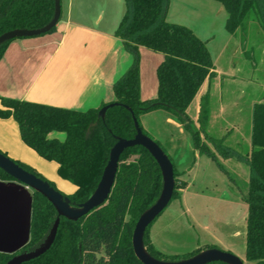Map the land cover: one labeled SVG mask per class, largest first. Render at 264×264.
I'll use <instances>...</instances> for the list:
<instances>
[{"label": "trees", "instance_id": "1", "mask_svg": "<svg viewBox=\"0 0 264 264\" xmlns=\"http://www.w3.org/2000/svg\"><path fill=\"white\" fill-rule=\"evenodd\" d=\"M216 1L227 11L225 27L229 33L244 30L250 17L258 20L264 29V0ZM124 3L125 11L115 34L132 54L133 61L114 83L113 102L119 104L107 110L105 119L99 117V111L110 102L87 110H75L12 97H0V118L13 117L19 125L22 140L45 159L58 163L60 176L76 186L72 194H64L78 205L97 188L117 138L135 136L132 113L139 120L143 112L156 108L170 110L191 132L194 147L201 154L216 159L211 143L223 156L236 154L246 161L249 167L248 190L244 196L248 203L246 254L256 264H264V101L254 105L249 156L219 144L205 132L202 124L196 127L187 113L215 68L207 41L189 26L168 21L170 0H124ZM54 13L55 0H0V35L16 28H40L53 18ZM55 29L56 26L48 33ZM13 40L0 46V60ZM141 46L164 55L157 67L158 91L154 98L141 97ZM199 119L202 123V114ZM140 125L148 134L141 122ZM53 132H64L66 137L64 140L51 137ZM133 155L137 157L127 162ZM16 162L46 180L23 162ZM174 168L176 188L173 198L180 197L181 189L186 186L175 163ZM0 179L12 180L1 169ZM51 185L55 187L53 183ZM162 188V171L152 154L141 145L126 149L107 202L78 221L61 217L52 247L40 257L22 264H143L134 252L133 233L139 217L156 202ZM57 216L53 204L41 193L34 192L30 241L16 253L0 252V264H6L16 254L39 247ZM148 229L145 245L158 259L179 260L205 249H198L186 257H167L153 245Z\"/></svg>", "mask_w": 264, "mask_h": 264}, {"label": "rangeland", "instance_id": "2", "mask_svg": "<svg viewBox=\"0 0 264 264\" xmlns=\"http://www.w3.org/2000/svg\"><path fill=\"white\" fill-rule=\"evenodd\" d=\"M63 1L65 15L67 1ZM97 1H103L99 5L105 8L103 13L106 18L110 12L108 2L106 1V4L104 0ZM170 1L168 21L189 26L199 34L201 27L211 30L215 34V40L211 42L210 49L216 63L229 72L233 70L231 75L237 74L233 81L230 77L224 84L226 112L230 113L229 127L233 130L227 142L211 137L219 144L249 156L252 149L254 105L264 100V29L258 20L250 17L245 29H239L232 35L224 27L227 11L220 2ZM114 2L116 10L123 13L124 1ZM161 55L149 48L145 52L140 50V87L145 91H149L151 84L155 83ZM231 62L235 66H232ZM231 81L233 86L229 88ZM155 110L157 108L141 113L139 120L148 135L158 141L170 155V146L165 142L164 136L161 137L160 132L168 133L163 122L165 113L163 109ZM50 136L60 140L66 137L64 132H53ZM201 137L205 140L203 135ZM20 140L26 144L21 139L19 126L14 119L10 124L8 122L0 125L1 152L15 161L23 162L63 193L68 195L75 191L76 186L60 176L56 161L45 159L28 145L24 147L19 143ZM209 145L216 153V159L202 154L200 161L191 156L186 163L176 164L181 173L180 177L186 182V186L181 189V195L182 191H185L186 202L182 201L181 196L174 197L149 226L148 236L157 242L156 248L167 257H186L198 249L215 247L234 253L244 264H256L255 261L249 260L246 254L248 203L244 196L248 190L249 167L238 155L225 157L216 151L214 145ZM136 157L137 155L131 156L127 162H132Z\"/></svg>", "mask_w": 264, "mask_h": 264}, {"label": "crops", "instance_id": "3", "mask_svg": "<svg viewBox=\"0 0 264 264\" xmlns=\"http://www.w3.org/2000/svg\"><path fill=\"white\" fill-rule=\"evenodd\" d=\"M66 1V14L62 0V15L54 31L40 36L17 38L8 44L0 60V97L25 99L75 110H87L115 100L114 83L133 61L132 54L115 34L125 9L123 13L117 11L115 0H104L108 2L106 4L110 11L105 18V8L99 5L103 1ZM169 13L170 6L167 19ZM193 30L207 41L215 68L213 74L204 81L187 113L196 127L202 124L207 134L227 142L233 129L229 127L230 113L226 112L224 84L230 77L233 81L237 74L231 75L233 70L229 72L216 63L210 49L215 34L204 27L200 28L202 35ZM147 49L140 47L142 52ZM163 58L162 54L159 64ZM231 64L235 66L233 62ZM232 81L229 82L231 84L227 83L229 88L233 86ZM157 91L158 77L149 91L141 88V96L143 99L154 98ZM158 109H163L165 113L163 122L168 133L160 132L170 146L169 154L175 165L188 161L191 156L200 161L203 155L195 149L192 135L184 124L170 110L157 108L155 111H160ZM201 114L202 123L199 121ZM13 119L0 118V125L10 124ZM19 143L24 147L27 145L21 140ZM181 198L186 202L185 191H182ZM151 241L155 247L158 246L154 239Z\"/></svg>", "mask_w": 264, "mask_h": 264}, {"label": "water", "instance_id": "4", "mask_svg": "<svg viewBox=\"0 0 264 264\" xmlns=\"http://www.w3.org/2000/svg\"><path fill=\"white\" fill-rule=\"evenodd\" d=\"M61 15L62 0H55L54 16L46 25L34 29L16 28L6 31L0 35V46L13 39L48 33L57 26ZM118 104V102H110L103 106L99 111V117L105 119L107 110ZM132 114L136 128L135 136L130 139L117 138L97 188L85 202L78 205H74L68 196L56 189L48 180L28 171L0 151V169L12 178L9 181L0 179V252L13 254L29 243L34 192L44 195L58 213L49 235L39 247L30 252L16 254L6 264H22L46 253L56 240L61 217L78 221L105 204L115 184L122 154L126 149L138 145L145 147L159 164L163 176V188L156 202L141 214L136 223L132 242L137 258L143 264H210L213 262L244 264L243 260L234 253L215 247L205 248L191 257L179 260L158 259L148 252L145 245V233L173 199L176 188L175 168L167 152L155 139L143 131L138 118L134 113ZM89 134L90 130L87 136Z\"/></svg>", "mask_w": 264, "mask_h": 264}]
</instances>
